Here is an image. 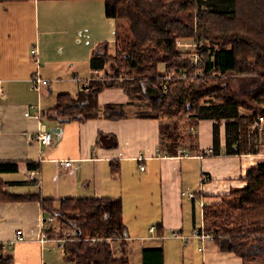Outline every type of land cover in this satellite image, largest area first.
<instances>
[{
    "label": "crops",
    "instance_id": "obj_1",
    "mask_svg": "<svg viewBox=\"0 0 264 264\" xmlns=\"http://www.w3.org/2000/svg\"><path fill=\"white\" fill-rule=\"evenodd\" d=\"M115 37L116 20L107 15L105 0L0 4V161L18 163V171L0 172L8 181L5 190L54 198L55 207L65 197H121L131 264H144L146 250H161L163 264H243L214 240L192 237L205 227L203 204L244 186L248 169L261 157L227 154L225 122L220 154H211L214 120H201L203 150L172 156L159 152L160 121L132 111L134 103L119 82L98 93L97 113L87 120H64L53 111L59 94L76 95L103 78L91 66L92 53L105 43L113 54ZM35 76L48 84L34 87ZM107 104L122 107L126 116H106ZM41 126L51 131L52 144L35 138ZM100 133L115 136L117 144L111 137L98 142ZM66 160L71 166L60 165ZM46 214L40 200L0 201V248L13 255L14 264H58L39 241ZM152 225L157 227L151 232Z\"/></svg>",
    "mask_w": 264,
    "mask_h": 264
},
{
    "label": "trees",
    "instance_id": "obj_2",
    "mask_svg": "<svg viewBox=\"0 0 264 264\" xmlns=\"http://www.w3.org/2000/svg\"><path fill=\"white\" fill-rule=\"evenodd\" d=\"M9 1L21 0H0V4ZM105 3L107 15L116 20L115 52L108 54L107 44L101 43L92 53L91 66L102 70L103 78L112 79L119 78L124 69L129 81L119 84L130 101L138 95L149 100L154 113L139 115L160 121L161 154L198 151L193 133L203 119L214 120L211 154H220L223 122L227 154L264 153V123L252 132L248 129L260 115L264 116V0ZM178 12L187 13L188 20ZM179 40L196 42L202 61L195 63L189 52L179 46ZM108 65L114 69L112 74ZM230 73L238 76L234 85L227 79L222 82L223 76ZM132 74L148 76V86L145 88L140 79L131 81ZM165 76L169 77L165 80ZM114 84L112 80L98 79L76 95L61 93L53 111L64 120H87L97 113L98 93ZM164 84L168 86L167 93L163 92ZM105 113L110 118L126 116L122 107L114 104H107ZM106 137L117 144L115 136L104 133H100L98 142ZM28 165L39 167L32 162ZM112 166L118 173L116 164ZM16 171L17 162L0 161V172ZM244 180V186L232 188L220 195L219 201L203 205L204 230L214 235L221 250L235 253L243 264H264V155L248 169ZM7 184L0 178V201L40 200L45 217L53 214L61 226L66 224L77 232L79 241L65 242L66 256L75 264H131L126 252L125 239L129 235L121 197H65L55 207L54 198L8 192ZM55 228L49 230L52 236ZM117 240L122 249L120 256H116L113 243ZM144 253V264H163L161 250ZM0 264H14L13 255L5 254L1 248Z\"/></svg>",
    "mask_w": 264,
    "mask_h": 264
},
{
    "label": "built area",
    "instance_id": "obj_3",
    "mask_svg": "<svg viewBox=\"0 0 264 264\" xmlns=\"http://www.w3.org/2000/svg\"><path fill=\"white\" fill-rule=\"evenodd\" d=\"M179 46H182L186 51L189 52V56L193 58V61L195 63H199L200 61H202V57L199 54V50L197 48V43H191L189 41H183V40H179L178 41ZM36 50L33 49L32 52H35ZM169 76H165L164 79L166 80ZM48 84V80L46 79H42L40 76H35L33 79V85L34 87H36L38 85H47ZM163 92L167 93L168 92V86L167 84L163 85ZM264 123V116L260 115L258 117V119L255 120V122L252 124L253 128H262V124ZM191 130H195V127H190ZM35 138L42 143L43 145H50L53 142V138H52V133L51 131H49L46 127L41 126L40 129L35 133ZM161 154V153H160ZM180 156L186 155L184 153H179ZM60 165H63L65 167H69L71 166V161L70 160H66V161H61L59 162ZM141 169H144V166H140ZM208 176H204V179H207ZM190 196H193V194L191 193ZM204 205V204H203ZM57 221V216L50 214L47 217H44L42 219V224H43V230L40 236L39 241L40 242H46V241H53L59 244V246L61 247V249L63 250V252L65 251V242L67 240H69L70 238V234H68V236L65 237H52L50 234L51 232L49 231L52 227H56L54 226V223ZM156 229L155 225H152L150 227V231H154ZM75 234H77V232L75 230H73ZM174 235L176 236H182L179 233H174ZM184 239H187L189 237H184L182 236ZM192 237L193 238H197L201 241H206V240H213L214 235L209 232V231H205L204 229H195L194 232L192 233ZM24 239V235H23V231L21 229L17 230L16 233V240L17 241H21ZM65 253V252H64ZM42 264H49L47 262H43Z\"/></svg>",
    "mask_w": 264,
    "mask_h": 264
},
{
    "label": "rangeland",
    "instance_id": "obj_4",
    "mask_svg": "<svg viewBox=\"0 0 264 264\" xmlns=\"http://www.w3.org/2000/svg\"><path fill=\"white\" fill-rule=\"evenodd\" d=\"M178 13L180 15H182L183 18L188 20L187 19V17H188L187 13H184V12H181V13L178 12ZM188 13L191 14V12H188ZM183 41H186V40H183ZM187 41L191 42L190 40H187ZM163 65H161V67H166V66H163ZM108 69H109L110 74H112V72H114V69L111 67V65H108ZM162 71H164V68L161 69V72ZM129 78L131 79V81H133L134 79H136L138 81V79H140L142 81V85L145 88L148 86V81H149L148 79H150L148 76L139 77L137 74H132ZM102 79L110 80V81L112 80L114 82L125 83V84H127V82L129 81V80H126L127 78L124 76V69L121 70L120 77L117 78V79H112L109 76L107 78H102ZM226 79H227V81H229L231 83V85H234L238 81V76L235 73L227 74V75L223 76L222 82H224ZM132 103H134L133 106H135V107L131 108L132 111H136L139 114H142V113H154V111L152 110L151 106H149L148 103H150V102H149V100L146 97H143L141 95H138L137 97H133V102ZM249 112H250V114L252 113L251 111H249ZM166 119H168L170 121L171 118L170 117H166ZM173 119H174V117H173ZM204 120H209L213 124L212 119H203V121ZM200 122L201 121H199V123L196 125V130L193 133L194 145L196 147V150H203L202 146L200 145V138L198 137V132H197L199 127H200V125H201ZM248 129H249V132H252L253 130H255L253 128V126L250 125V124H249ZM189 130H191V129L189 128ZM263 155H264V153H262L261 156H263ZM57 221H58V219H57ZM57 223L58 224H56V228H55L56 231L54 232L55 234L53 236H52V233L50 234L52 237H55V236H56V238L57 237H65V236H68V234H70L69 238L72 240L73 243H75L76 241H79L78 234L74 233L73 228H70L66 224H62V226H61L59 221ZM41 243L42 244L47 243L48 249L50 250L49 253L51 255H53V261H57L58 264H71V263H74V261H71L70 259L67 258L66 253H64L65 251L63 252V250L61 249V247L59 246L58 243L53 242V241H46V242H41ZM113 243L115 244L114 245L115 250L121 249V247L119 245V241L113 242ZM135 257H136V255L133 254L132 259L134 260Z\"/></svg>",
    "mask_w": 264,
    "mask_h": 264
}]
</instances>
